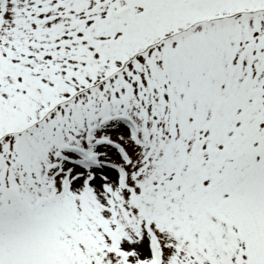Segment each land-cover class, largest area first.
<instances>
[{
    "label": "snow or ice",
    "instance_id": "6c2138e0",
    "mask_svg": "<svg viewBox=\"0 0 264 264\" xmlns=\"http://www.w3.org/2000/svg\"><path fill=\"white\" fill-rule=\"evenodd\" d=\"M0 264H264V0H0Z\"/></svg>",
    "mask_w": 264,
    "mask_h": 264
}]
</instances>
